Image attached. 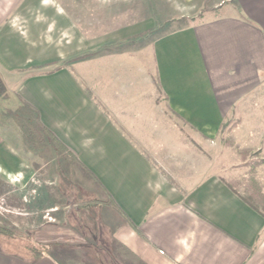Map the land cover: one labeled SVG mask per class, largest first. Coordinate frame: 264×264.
<instances>
[{"label": "crops", "instance_id": "crops-1", "mask_svg": "<svg viewBox=\"0 0 264 264\" xmlns=\"http://www.w3.org/2000/svg\"><path fill=\"white\" fill-rule=\"evenodd\" d=\"M218 1L0 0L17 111L72 155L0 122L3 199L28 210L10 226L44 227L51 243L61 229L112 264H264V216L202 151L227 124L264 158V0ZM0 264L61 263L0 250Z\"/></svg>", "mask_w": 264, "mask_h": 264}, {"label": "rangeland", "instance_id": "rangeland-1", "mask_svg": "<svg viewBox=\"0 0 264 264\" xmlns=\"http://www.w3.org/2000/svg\"><path fill=\"white\" fill-rule=\"evenodd\" d=\"M221 1V0H219ZM218 1V2H219ZM213 5V2L208 1L204 4V10L201 12L200 15L204 16L205 13L209 12V9H211V6ZM112 22L111 20H109ZM188 20L186 23H190ZM197 21V20H193ZM105 22H108L106 20ZM150 41H152L150 39ZM144 58L147 60V58L152 57V52L151 49H145L144 52ZM69 63V62H68ZM12 80L8 76V74H4L0 72V122L5 121L7 126L10 124L12 125H21L22 127V133H26V128L31 127V125L35 124V117L31 115L27 111H22V113H18L17 107H18V101L16 98H14L13 93H12ZM25 113V115H24ZM170 115L167 114V117ZM229 131L224 132V131H219V139L216 141L215 145H209L206 146L203 144V153L207 157V163L204 164V168L206 171L209 173H216L224 178H230L233 176H238V175H244V173L248 170V167L242 165L245 163V161H248L252 158V154L244 158V163L241 162L239 163V158L236 154L237 153L232 147H228L225 139H227L230 143L232 141L228 137ZM33 140V139H32ZM31 140V141H32ZM27 141V140H26ZM35 141V140H33ZM30 142V141H28ZM233 144V143H232ZM47 146V145H44ZM234 146V144H233ZM28 147H24L23 149H27ZM229 152V153H226ZM233 152V153H232ZM226 153L225 155H223ZM253 153V152H251ZM58 155V154H57ZM256 159H260L257 155ZM237 164V165H236ZM255 176L258 178L259 182L261 183L262 187L264 188V163L260 164L255 168ZM0 184H3L2 178L0 177ZM2 187V186H1ZM3 189H0V223L3 225H6L7 227L13 228L16 233H17V240L14 242H11L8 246H11L10 248L6 247V250H9L13 253H18V255H23L24 249L23 245L26 244H33L36 245L38 248H43L45 245L49 246L52 244L51 242L46 241V236H45V230L44 227L42 228H34L30 226H21V228H16L13 226H10L6 220L10 221V219H15V215H19L20 213H26L28 210H20L22 207H19V205L15 204L13 201H7L4 200L5 194L2 191ZM12 196V195H11ZM88 197V196H86ZM4 198V199H3ZM87 199V198H86ZM13 200V197H12ZM99 200L101 199H91L87 200V203H91L93 205L101 204V203H107V201L100 202ZM6 210V211H5ZM23 211V212H22ZM44 213V212H43ZM17 219V218H16ZM59 240L55 242H63V243H76L80 244L83 246H87V248H93L94 251H100V259L102 264H112L111 263V254L109 253V249L106 246H102L99 244H94V243H89L83 244V243H78L77 240H81L82 238L76 237L74 241H67V239L61 240V229H59ZM67 235V234H66ZM57 238V239H58ZM82 241V240H81ZM21 249V250H20ZM90 250V249H89ZM103 252V253H102ZM102 253V254H101Z\"/></svg>", "mask_w": 264, "mask_h": 264}, {"label": "trees", "instance_id": "trees-1", "mask_svg": "<svg viewBox=\"0 0 264 264\" xmlns=\"http://www.w3.org/2000/svg\"><path fill=\"white\" fill-rule=\"evenodd\" d=\"M84 56L86 55L76 56L67 60L66 63L80 59ZM229 129L230 128L227 124H222L219 131H224L226 133ZM25 135L28 141L33 139L38 143L50 146L60 157L65 159L72 158V155L67 148L37 121H35V124L31 125V127L26 128ZM225 142L228 147H232L243 159L250 154L253 156L250 160L245 161V163L243 162L244 164H242L248 167V170L244 175L233 176L226 179L223 178V182H225L231 190L239 195L252 208L264 216V188L255 176V168L264 163V158L256 159L258 152L251 153L249 151H240L227 139H225ZM99 201L102 202L101 200ZM12 240H14V242L17 240L16 231L13 228L0 223V250L11 252L6 250V247H11L8 245L13 242ZM23 249L25 250V254H21V256L31 261H34L44 256L48 251H51L54 253L56 260L61 264H102L100 251H94L93 248H87V246L78 245L76 243L54 242L49 246L45 245L43 248H38L33 244H26L23 245Z\"/></svg>", "mask_w": 264, "mask_h": 264}]
</instances>
